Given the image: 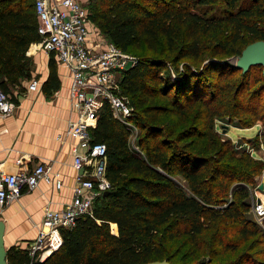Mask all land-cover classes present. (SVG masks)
Here are the masks:
<instances>
[{"label":"trees","instance_id":"1","mask_svg":"<svg viewBox=\"0 0 264 264\" xmlns=\"http://www.w3.org/2000/svg\"><path fill=\"white\" fill-rule=\"evenodd\" d=\"M93 1L86 6L89 21L109 41L124 52L142 44L153 53L137 59L118 83L132 110L128 122L139 130L138 151L128 125L104 104L91 137L106 147L108 195L94 201L92 217L60 229L61 246L43 261L11 246L8 264H258L261 255L251 248L263 244L264 231L248 216L247 186L255 185L264 163L223 140L214 124L230 115L223 111L229 86L218 78L226 68L241 72L237 91L246 92L245 100H257L253 108L234 103L232 113L262 120V67L243 73L222 58L264 40V0H99L92 8ZM37 26L35 0H0V88L8 94L31 78ZM207 53L209 62L201 64ZM183 60L189 63L180 67ZM48 67L42 90L51 95L59 87L52 57ZM254 67L261 70L253 81L259 85L249 91Z\"/></svg>","mask_w":264,"mask_h":264},{"label":"built area","instance_id":"2","mask_svg":"<svg viewBox=\"0 0 264 264\" xmlns=\"http://www.w3.org/2000/svg\"><path fill=\"white\" fill-rule=\"evenodd\" d=\"M89 1L35 0L38 47L54 55L68 69L70 100L76 113V119L68 123L66 131V136L74 140L72 167L77 172L72 200L60 211L44 209L37 237L26 248L29 256L40 262L61 246L60 229L73 228L80 216L92 217L94 201L110 188L105 174L106 147L93 142L91 137L99 110L106 104L115 119L127 124L130 131L133 127L128 122L132 110L119 97L118 83L120 74L131 69L137 60L109 41L89 21L86 8ZM36 88L37 82L33 80L28 89ZM15 107L12 97L0 88V116L12 115ZM135 141L131 138L130 146L138 151ZM41 180L56 188L62 185L60 173H52L49 166L41 163L30 171L14 174L0 167V208L16 200L23 190H33ZM252 212L255 219H263L264 204L256 202ZM111 229L115 234L116 228Z\"/></svg>","mask_w":264,"mask_h":264},{"label":"crops","instance_id":"3","mask_svg":"<svg viewBox=\"0 0 264 264\" xmlns=\"http://www.w3.org/2000/svg\"><path fill=\"white\" fill-rule=\"evenodd\" d=\"M31 56V78L21 81L9 94L16 104L14 113L0 116V167L14 174L30 171L41 163L49 166L52 173H60L62 185L56 188L41 180L33 190H23L16 200L0 208L7 249H26L37 237L44 209L60 211L71 202L77 174L72 167L74 140L66 136L68 123L76 119L68 69L54 55L40 49L31 50ZM50 57L56 65L59 87L46 95L42 86L49 76ZM33 80L37 82L34 91L28 89ZM59 136L62 139H57Z\"/></svg>","mask_w":264,"mask_h":264},{"label":"rangeland","instance_id":"4","mask_svg":"<svg viewBox=\"0 0 264 264\" xmlns=\"http://www.w3.org/2000/svg\"><path fill=\"white\" fill-rule=\"evenodd\" d=\"M100 7V2L99 0H94L91 3V7ZM40 48L38 47V44H36L33 48L32 51L35 50H39ZM41 50V49H40ZM128 56H130L131 58L137 60L139 58H142L144 55L147 56H152L153 53L151 51H146L143 48V45L140 44L135 48L129 49L128 52H125ZM211 57L210 53L205 54V57L203 56V60L201 62V64H205L207 62H209V59ZM237 56L236 55H232V56H226L223 57L222 61L228 66V65H234L235 66V60H236ZM189 61L188 60H183L182 62L179 63V66H182V63H186ZM171 67V66H170ZM229 67V66H228ZM261 75V70L258 67H254L252 68V70L250 71L249 74V80H250V86L248 87V90L250 91L251 89H254L255 87H257L259 85V83H255L253 82L254 79H256L257 77H260ZM224 76V78H223ZM220 77L222 79H220ZM218 78L220 79V83L221 85H226L229 86L228 88V93H229V106H225V109L223 111H229L228 114L230 115H226L218 118L215 120V124H214V129L215 131L220 135V137L223 140H230L231 143L233 144V146L236 149H241L244 150L246 152H248L253 159L256 160H260L264 163V95L261 96V104H260V108L263 110L262 114L259 115L260 119L259 121H254V116L250 115V114H235L232 113L234 107L233 104H239V103H244V105L247 106V108H253L256 103L257 100H250L247 99V101L245 100L246 96L244 97L242 94L246 93L243 91H237L239 89V84H240V80L242 78L241 76V72H233L228 70V68L224 69V72H222L221 74H219ZM241 94V95H238ZM238 95V96H237ZM244 97V98H242ZM232 104V105H231ZM199 104L195 105L194 110L197 111ZM235 111V110H234ZM244 123H247L245 125V127L243 126ZM132 131L130 133V138H129V143L131 141V138L134 137V139H136V135H138L139 130L135 128V126L133 125V127H131ZM179 184L182 187H185V183L181 178H177ZM263 186L262 189H260V186ZM248 190L251 193V197H252V203L255 204L257 202V200L259 199L261 203L264 204V171L263 173L256 178V182L255 185H250L247 186ZM249 217L255 219L253 212H252V208L248 214ZM257 223L259 221H261L262 223L259 224V226L261 227V229L264 231V218L257 220ZM256 247V248H255ZM244 248L241 249V251ZM251 249L259 251L261 256H258L257 261L258 264H264V242L263 244H261L260 246H257L256 244L254 245V247H252ZM238 254H235L234 256L236 257ZM233 257V256H232ZM229 258V256H227L226 258H216L214 263H220L223 260L227 261ZM227 259V260H226Z\"/></svg>","mask_w":264,"mask_h":264},{"label":"water","instance_id":"5","mask_svg":"<svg viewBox=\"0 0 264 264\" xmlns=\"http://www.w3.org/2000/svg\"><path fill=\"white\" fill-rule=\"evenodd\" d=\"M259 65L262 67V76L264 78V40L253 42L247 45L241 52V55L238 56L235 60V67L241 69L243 73H247L250 67ZM263 186H260L262 189ZM108 195V191H105L102 194V197L105 198ZM260 200H257L259 203ZM4 231L5 224L0 220V264H8L7 262V247L4 242ZM144 264H170L168 261H152Z\"/></svg>","mask_w":264,"mask_h":264}]
</instances>
